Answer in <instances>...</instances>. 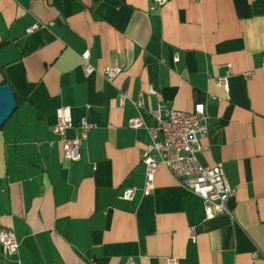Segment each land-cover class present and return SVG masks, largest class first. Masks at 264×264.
I'll use <instances>...</instances> for the list:
<instances>
[{
  "label": "crops",
  "instance_id": "obj_1",
  "mask_svg": "<svg viewBox=\"0 0 264 264\" xmlns=\"http://www.w3.org/2000/svg\"><path fill=\"white\" fill-rule=\"evenodd\" d=\"M148 8L0 0V86L17 102L0 128V235L12 230L19 242L8 260L0 245V263L264 264V0ZM227 64L228 94L215 83ZM108 66L122 69L112 82L101 73ZM197 104L209 128L197 159L222 165L233 217L206 221L202 200L163 167L152 195L142 192L152 111L192 113ZM61 106L71 110L69 138L82 120L91 125L76 163L50 131ZM137 116L143 127L129 128ZM127 188L136 189L130 201L120 198Z\"/></svg>",
  "mask_w": 264,
  "mask_h": 264
},
{
  "label": "built area",
  "instance_id": "obj_2",
  "mask_svg": "<svg viewBox=\"0 0 264 264\" xmlns=\"http://www.w3.org/2000/svg\"><path fill=\"white\" fill-rule=\"evenodd\" d=\"M171 0H149V12H156L167 5ZM202 1V0H198ZM35 25L27 30L28 33L37 29ZM82 69L85 75L94 72L88 64L89 51L81 55ZM175 62L178 61L176 57ZM223 75L215 79L217 86L229 92V78L231 76V65L224 66ZM122 69L119 67H105L102 76L107 82H112ZM250 73H245L248 78ZM150 94L155 95L154 91ZM118 99L121 105L129 102L125 93H120ZM140 107V101L135 104ZM152 116L156 120V126L150 128V142L141 154V163L145 167V183L143 195L150 196L154 190L155 175L160 167L165 168L174 178L177 184L194 195L198 196L204 205V218L206 221L227 215L233 217V210L228 207V201L235 195L233 189L224 174L221 164L213 166H203L199 163L197 155L204 150L201 140L206 138L208 128V116L203 104L194 106L192 113H185L177 110L163 111L159 105L152 111ZM129 128L139 129L143 127L140 116L130 119ZM72 128L71 110L69 107L61 106L55 111V123L51 127V134L61 145L63 158L71 163H76L81 159V147L87 140V135L91 125L82 120L74 137L69 138L68 130ZM135 188H127L121 195L122 200L130 201L135 195ZM0 245L2 257L8 260L14 256L19 248V242L12 230H4L0 235ZM169 264H176L175 259H169ZM132 264V259H129Z\"/></svg>",
  "mask_w": 264,
  "mask_h": 264
},
{
  "label": "water",
  "instance_id": "obj_3",
  "mask_svg": "<svg viewBox=\"0 0 264 264\" xmlns=\"http://www.w3.org/2000/svg\"><path fill=\"white\" fill-rule=\"evenodd\" d=\"M17 107L16 98L8 85L0 86V128L9 119ZM8 264V263H0Z\"/></svg>",
  "mask_w": 264,
  "mask_h": 264
}]
</instances>
